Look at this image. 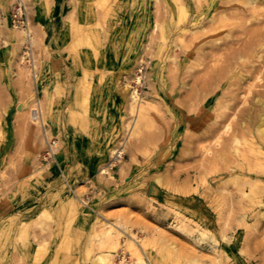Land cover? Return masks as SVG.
I'll use <instances>...</instances> for the list:
<instances>
[{
	"label": "rangeland",
	"instance_id": "1",
	"mask_svg": "<svg viewBox=\"0 0 264 264\" xmlns=\"http://www.w3.org/2000/svg\"><path fill=\"white\" fill-rule=\"evenodd\" d=\"M183 1L188 14L178 22L177 14L168 11L172 0H131L135 43L150 32L153 39L143 40L136 58L127 38L115 49L118 63L104 70L114 82L125 72L118 80L122 87H137L142 98L155 103L143 130L130 136L129 106L108 90L106 96L117 106L104 117L114 118L112 124L106 122L113 134L107 145L114 152L109 149L102 169L82 162L70 165V170L86 172L75 181L64 174L61 181H46L40 167L54 162L60 140L46 135L50 127L34 121L39 113L34 83L44 37L47 43L58 41V47L49 46L51 51L70 57L78 48L77 29L89 14L112 6L97 20L101 29L109 28L102 38L105 48L121 27L123 10L131 8L130 0H0V221L8 229L9 217L29 220L19 236L21 243L30 231L39 244L29 264H96L101 253L109 254V264H137L135 251L143 264H192V257L203 264H264V145L255 147L246 130L261 116L254 98L264 100V0ZM19 6L24 24L16 30L11 15ZM154 23L159 26L151 29ZM245 75L252 79L246 81ZM247 86H252L250 94ZM242 111L251 114L246 125L241 124ZM227 117L231 126L226 133L221 126ZM216 128L220 144L211 140ZM27 130L40 133L32 141L31 158L24 147ZM99 131L105 140V123ZM234 135L240 142L233 147ZM85 137L91 157L93 146L104 141ZM54 144L58 151L50 157ZM250 182L257 189L251 198L242 193L249 192ZM195 227L207 230L208 238L201 240ZM107 228L113 235L101 243ZM12 237L9 229L0 246V264H6L1 256L16 242ZM161 237L174 242L177 259H164L157 244Z\"/></svg>",
	"mask_w": 264,
	"mask_h": 264
},
{
	"label": "crops",
	"instance_id": "2",
	"mask_svg": "<svg viewBox=\"0 0 264 264\" xmlns=\"http://www.w3.org/2000/svg\"><path fill=\"white\" fill-rule=\"evenodd\" d=\"M129 5L131 8L123 10L122 16L120 17V20L122 21L120 29L115 33L112 43L105 48L101 47L102 38L103 36H108L109 28L106 30L101 29L97 20L100 17L104 18L108 13L112 12L114 8L112 6H109L101 13L97 14L92 12L89 14V17L84 22V26L77 29L79 33L78 39L76 40V46L78 45V48L74 50L75 52H73V55L70 57L64 56L62 52L58 53L55 50L51 51L49 46L53 48L58 47V41L54 39L47 43V38L44 37V41L41 44V56L39 58L37 75L34 83L36 88L35 92L40 111L45 106L51 108L48 119L50 121L49 127L51 133L45 130L44 127L46 135L56 136L60 140V150L59 153L55 155L54 162L40 167L39 174L44 176L46 181H61L63 180V174L69 181H75L86 173L80 170V168L68 169L72 164L79 166L82 162L93 168L99 165L100 169L106 163V159L109 156V149L113 146L107 145V141L113 136V134L108 131V126L104 121V117L107 116L106 114H111L116 111L117 106L115 107L114 104H111L110 99L105 95V92L110 90L116 99L121 100V92L116 93L112 89L115 87L123 92L124 88L122 87V83L118 80L119 78L122 79V74L125 72L120 73V76L115 79V82L119 83L121 86H118V84L112 86L108 85V81L112 76L104 70L109 69L118 63L117 58L120 57V55L118 57L115 55V49L119 45L122 47L127 38L131 39L128 51L132 53L133 57L139 58L138 51L143 40L150 37L151 41L154 35V33H148L137 46L135 43V36L132 32V15L134 9L131 0ZM122 6L123 4H119V7ZM152 11L156 16L154 6ZM46 48L48 52L44 51ZM134 48L136 53H133ZM43 63L49 64V74L51 75V81L49 82L46 91L41 90L39 78L43 69ZM85 81L88 82L89 86L85 85ZM104 100H108L106 106H104ZM110 106H113L112 112L108 111ZM86 118L90 120L87 128L85 125H82L84 124V121H86ZM104 123L108 134L106 135L107 140L106 138H104L105 140H100L99 130ZM26 134L27 141L25 142L24 147L26 156L31 158V149L35 147V144L32 141L34 137L40 135V133L37 132V130H34L33 133L30 134L27 130ZM85 135H90L97 142L104 141L103 145L101 143H96V145L93 146L92 152H94V154L91 157L88 151L90 140L85 137ZM42 142L37 144L38 149L44 147ZM60 170H62V173L59 172ZM26 208H28L27 206H25L24 209L28 210ZM13 209H15V206L12 210ZM8 219L10 222L9 225L11 226L8 229H3V222L0 221V246L4 244L9 229L12 230V239H15L16 242H12L13 245L8 246L9 250L7 253L4 251L1 260L5 261L6 264H29L28 262L32 261V255L39 245L31 236L32 234L30 231L27 233V237H24L20 243L19 236L21 228L23 227L22 225L29 224V220L23 219L21 216L19 217V215L14 219L10 217ZM12 221L14 223H12ZM16 224L19 226L13 229ZM29 241L32 243H29ZM13 250H17L18 254L12 252Z\"/></svg>",
	"mask_w": 264,
	"mask_h": 264
},
{
	"label": "bare ground",
	"instance_id": "3",
	"mask_svg": "<svg viewBox=\"0 0 264 264\" xmlns=\"http://www.w3.org/2000/svg\"><path fill=\"white\" fill-rule=\"evenodd\" d=\"M199 1V0H198ZM142 4H146L147 3V0H141ZM169 2V1H168ZM173 4L168 6V11H169V14L171 15L173 12L177 14L178 16V22H181L183 21L186 17H187V14H188V8L185 6V3L183 0H172ZM190 5V4H188ZM141 7V6H140ZM210 7V6H209ZM211 8V7H210ZM193 9V8H192ZM209 9V8H208ZM191 10V9H190ZM206 11V10H205ZM190 12V11H189ZM223 14V13H222ZM192 15V14H191ZM189 18V17H188ZM191 18V17H190ZM175 19V18H174ZM190 20V19H189ZM199 20V19H198ZM237 20V19H236ZM235 20V21H236ZM175 21V20H174ZM192 21V20H191ZM231 23V22H230ZM236 23V22H235ZM177 23H175V25L173 26L175 28ZM198 24V23H197ZM173 25V24H172ZM259 25V24H258ZM159 25L158 24H155L154 23V26L151 28V29H154L156 27H158ZM190 26V25H189ZM257 26V25H256ZM162 30V39H164V26L161 25L160 26ZM16 30L19 29V27H16L15 28ZM194 29V28H193ZM253 29V28H251ZM258 29V28H256ZM255 29V30H256ZM262 29H263V26H262ZM253 30V31H255ZM24 31V30H23ZM22 31V32H23ZM251 30V32H253ZM259 31V30H258ZM202 32V31H201ZM17 34V33H16ZM29 33L27 32V35ZM248 34V33H247ZM24 35V34H23ZM252 35V34H251ZM29 36V35H28ZM164 41V40H163ZM243 41V40H242ZM23 42V41H22ZM241 43V42H240ZM5 44H8V41H5ZM77 44V43H76ZM238 44V43H237ZM78 46V45H77ZM230 46V45H229ZM242 46V45H241ZM163 47V45H162ZM237 47V46H236ZM232 48V47H231ZM238 48V47H237ZM234 49V48H233ZM243 49V48H241ZM102 50V49H101ZM45 52H48L47 48L44 49ZM233 51V50H231ZM230 51V52H231ZM243 52V50H242ZM94 53V52H93ZM233 53V52H232ZM231 53V55H232ZM95 55V54H94ZM96 56V55H95ZM217 56V55H216ZM59 57V56H58ZM261 57V56H260ZM60 59V57H59ZM62 59V58H61ZM221 60V59H220ZM60 61V60H59ZM62 62V61H61ZM217 62V61H216ZM98 63V62H97ZM226 64V63H225ZM99 65V64H98ZM104 65V64H103ZM263 65V64H262ZM61 67V66H60ZM107 67V66H106ZM42 71H41V74L39 75V78H40V86H41V90H47L48 89V85H49V82L51 81V75L49 74V64L48 63H43L42 64ZM220 68V67H219ZM218 68V69H219ZM256 69V68H255ZM263 68H257L255 71L257 70H261ZM62 70V69H61ZM254 71V72H255ZM219 72L222 73L223 72V69L220 68L219 69ZM63 74V73H62ZM163 74V69L160 71V80H162V83H163V87L166 88L167 87V81H166V78L162 75ZM260 74V72H259ZM209 75V74H208ZM260 76V75H259ZM262 76V75H261ZM245 79H247L246 81H250L252 79V77H250L249 75H245L244 76ZM243 77V78H244ZM111 77L108 81V85H112L114 86L115 84H118V86H121L119 85V83L117 82H112L111 81ZM258 80H262V78L258 77L257 78ZM201 81V80H200ZM254 81V80H253ZM256 81V80H255ZM260 82V81H259ZM136 83L137 85H139L141 82H140V77H137L136 78ZM254 83V82H253ZM85 85L87 86L88 85V82L85 81ZM89 86V85H88ZM249 87V86H247ZM252 87V86H251ZM251 87L248 88V94H250L251 92ZM253 87H254V84H253ZM124 90L123 92L121 93L122 94V97H121V100L119 102L122 103H127L128 104V109H129V113L131 114V118L133 119V122L131 123V127H130V136H133L135 135L139 129L143 130L141 128V126L145 123L146 119H147V116H148V111L150 110L151 107H154L155 106V103L152 101V100H147V99H144L140 96V94L138 93V90H137V87H128L127 86H124L123 87ZM157 88V87H156ZM159 90V89H158ZM247 90V89H246ZM108 93V90L105 92V95ZM245 95V94H244ZM53 96V95H52ZM165 96V95H164ZM245 99V98H244ZM118 102V103H119ZM244 102H246V100H244ZM253 104H256V105H259L262 110H261V116L257 117V121H256V124L254 125L253 129H246L247 131H250L253 135H252V140H251V143L253 145H255V147H259L258 149H261V146L264 145V100L261 99L260 97H257V98H254V103ZM237 106V105H236ZM44 107V106H43ZM231 107V106H230ZM39 108V113H38V118H35V122H39L43 125H46L49 127V123L50 121L48 120L49 119V116H50V110L51 108L49 106H45L44 108L41 109L40 111V107ZM254 108V107H253ZM242 110V109H241ZM252 110V109H251ZM255 111V109H254ZM243 112V111H242ZM249 112V111H248ZM252 113V112H251ZM254 113V112H253ZM60 114V113H59ZM238 113L234 112L233 116L235 117ZM241 117V124L243 125H246L247 121L244 120L245 118H248V117H251V114H244L241 113L240 114ZM34 116V115H33ZM231 116V115H230ZM229 116V117H230ZM253 116V114H252ZM229 117H227L226 121L224 122V124L222 123L223 126H221V128L224 129V132H229V129H230V126H231V122L230 123H226L228 122L230 119ZM57 119V118H56ZM59 119V118H58ZM70 119V118H69ZM114 118H105L104 121L107 122L108 124H112L113 123V120ZM233 119V118H232ZM73 120V119H72ZM151 121V119L149 120ZM82 125H85V127L87 128L89 126L88 124V121H84V124ZM53 126V125H52ZM72 127V126H71ZM52 128V127H51ZM44 129V128H43ZM50 130V129H49ZM219 129H214L212 131V138L211 140L215 139L216 144H218L220 141V136L218 135L219 133ZM221 132V131H220ZM141 133V132H140ZM139 135V134H138ZM208 139V138H207ZM222 139V138H221ZM240 139L238 138V136L234 135L233 136V139H232V146L234 147V145H236L238 143ZM219 141V142H218ZM213 142V141H212ZM240 142V141H239ZM57 144V143H56ZM220 144V143H219ZM209 148V146H207V149ZM55 149V150H54ZM56 150L58 151V147L55 146L54 144V147L53 146H50L48 151H49V155L50 157L56 152ZM114 148H111L110 149V153H113L114 152ZM236 150V149H235ZM101 152V151H100ZM122 151H120V156L122 155ZM58 153V152H57ZM207 153V152H206ZM205 154V153H204ZM206 155V154H205ZM219 164V163H218ZM213 165V164H212ZM104 168V167H103ZM102 169V168H101ZM104 172L107 171V169L103 170ZM102 171V172H103ZM246 181V180H245ZM249 192L245 191L244 189L242 190V193H243V196L245 197H253L255 195V193L257 192V189H256V184H254L253 182H250L249 183ZM241 190V189H240ZM230 198V197H229ZM230 201V200H229ZM251 201V200H250ZM186 222H182L181 221V224H185ZM187 226L189 227V223L187 224ZM186 227V225H185ZM187 227V228H188ZM186 228V229H187ZM197 232H198V236L201 238V240H205L208 238V234L206 233V231H201L198 227H195L194 228ZM191 230V229H190ZM208 232V231H207ZM113 235V232H112V229L111 228H107L106 229V232L100 237V242H104L109 236H112ZM112 245H116L117 244V236L114 235V237L112 238ZM158 246H159V250L160 252H162L163 254V257L164 259H167V260H172V259H177L179 257V252L177 251L176 247H175V244L174 242H170V241H165L164 238L161 237V240L157 242ZM135 249V247H134ZM136 253V263L137 264H143V258L142 256L139 254V252L135 251ZM21 258V257H20ZM109 254H99L97 257H96V264H109L108 262L109 261ZM95 260V259H94ZM190 263L192 264H203V262L198 258V257H192V259L190 260Z\"/></svg>",
	"mask_w": 264,
	"mask_h": 264
},
{
	"label": "built area",
	"instance_id": "4",
	"mask_svg": "<svg viewBox=\"0 0 264 264\" xmlns=\"http://www.w3.org/2000/svg\"><path fill=\"white\" fill-rule=\"evenodd\" d=\"M12 23L16 27H22L23 26V20H22V12H21V7H17L13 13H12Z\"/></svg>",
	"mask_w": 264,
	"mask_h": 264
}]
</instances>
